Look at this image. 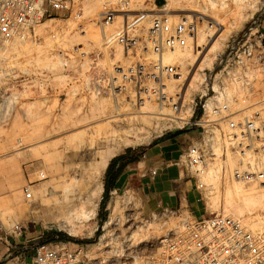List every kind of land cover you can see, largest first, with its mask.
<instances>
[{
	"label": "rangeland",
	"instance_id": "374dc122",
	"mask_svg": "<svg viewBox=\"0 0 264 264\" xmlns=\"http://www.w3.org/2000/svg\"><path fill=\"white\" fill-rule=\"evenodd\" d=\"M80 2L82 8L77 14L45 18L34 27V38H15L0 47V222L10 229L14 223H19L23 232H30L33 239L53 245L59 242H66L70 247L73 243L82 244L95 257L104 258L106 264H149V253L158 249L159 237L171 229L179 217L171 214L142 216L138 211L139 202L127 188L108 197L104 207H100L98 201L91 218L83 214L81 201L91 187L93 180L89 174L96 167L101 152L112 150L113 154H118L139 149L178 131L180 122L169 120L170 108L160 109L155 102H145L136 108L128 104L116 106L105 93L95 94L93 86H85L84 76L90 67L88 60L78 62L56 55L57 50H69L77 39H92L98 45L114 29V26L96 25L103 31L100 37L94 31L82 34L80 27L89 26L95 18L92 15L110 8L116 0ZM251 4L254 6L249 8ZM130 5L134 9H149V18L165 11L189 13L197 18L196 45L176 47L165 57L180 65L185 84L189 81L188 86H183L184 103L186 108L193 101L197 103L194 116L198 114L199 95L205 91L204 69L208 73L207 68L213 66L226 43L240 37L253 19L261 20L264 16V13L260 15L264 0H130ZM245 9H248L246 19L227 35L209 66V56L217 46L214 42H218L221 33L230 29L231 21ZM223 85L228 97H236L229 100L231 110L252 101L253 92L248 91L238 77L225 76ZM251 85L259 86L257 82ZM209 94L210 89L201 100ZM221 126L226 132L224 122ZM234 162L235 157L230 156L222 161L225 170L220 168L219 161L203 175L206 185L199 188L200 202L206 214L220 212L240 218L253 230L262 229L264 196H259L258 192H264V187L232 180L228 168ZM101 179L102 174L99 181ZM235 183L242 187L240 197L227 204L224 190ZM26 184L32 192L29 200L24 199L22 193V186ZM73 187L82 192L81 201L64 199ZM215 188L219 192L217 197ZM66 217L73 220L75 229L80 228L82 233L70 232L64 221ZM108 219L111 222L104 223Z\"/></svg>",
	"mask_w": 264,
	"mask_h": 264
},
{
	"label": "built area",
	"instance_id": "2783aa9c",
	"mask_svg": "<svg viewBox=\"0 0 264 264\" xmlns=\"http://www.w3.org/2000/svg\"><path fill=\"white\" fill-rule=\"evenodd\" d=\"M80 3L0 0V47L15 38H34V27L42 20L77 14ZM149 14V9L132 8L130 0H116L93 19L95 26H114L101 43L77 39L69 50H57L56 55L78 62L88 60L85 86H93L95 94L105 93L116 106L136 108L155 102L160 109L170 108L169 120H179L177 127L187 134L174 163L198 191L206 185L203 175L219 161L225 170L222 161L230 156L235 157L234 165L228 168L232 180L264 187V30L260 20L253 19L240 37L226 43L213 66L207 68L208 73L204 69L205 91L199 95L198 114L194 116L197 103L193 101L187 108L184 103L183 86L189 81L185 84L180 65L165 61L163 56L176 47L196 45L198 20L189 13L165 11L151 18ZM80 29L83 34L82 25ZM225 76L243 80L245 88L254 94L252 101L231 110L229 100L236 97L223 92ZM252 82L259 86H252ZM209 89L211 94L201 100ZM150 171L155 173L154 168ZM22 193L24 199L32 198L28 184L22 186ZM158 214L175 215L179 220L159 237L158 249L149 253V264H264V228L253 230L240 218L220 212L194 217L187 209L164 207L151 216ZM3 226L0 222V229ZM10 230L19 236L22 225L14 223ZM5 242L21 253L30 252L29 264L107 263L82 244L70 247L66 242L53 245L38 239L17 246L7 239ZM17 262L25 264L22 257Z\"/></svg>",
	"mask_w": 264,
	"mask_h": 264
},
{
	"label": "crops",
	"instance_id": "0c3cea01",
	"mask_svg": "<svg viewBox=\"0 0 264 264\" xmlns=\"http://www.w3.org/2000/svg\"><path fill=\"white\" fill-rule=\"evenodd\" d=\"M262 13L264 9L260 15ZM260 28L264 30V16L260 20ZM185 137L187 134L183 131L172 133L139 149L113 154L102 172L100 207H104L108 197L127 188L139 202L138 211L144 217L164 207L187 209L194 217L204 216L206 209L200 202L199 191L174 163ZM153 168L155 173L150 171ZM6 239L17 246L32 240L31 233L22 230L21 235L16 236L10 228L3 226L0 229V264H18L17 260L21 257L25 264H29L30 252L21 253L17 248H10Z\"/></svg>",
	"mask_w": 264,
	"mask_h": 264
},
{
	"label": "bare ground",
	"instance_id": "6f19581e",
	"mask_svg": "<svg viewBox=\"0 0 264 264\" xmlns=\"http://www.w3.org/2000/svg\"><path fill=\"white\" fill-rule=\"evenodd\" d=\"M254 5H250L249 8H252ZM104 10V9H103ZM102 10H100L99 12H97L96 14L92 15L93 17H96ZM248 15V9H245L243 10L240 14H238L235 18L234 21H231V23L229 24L230 26V29L228 28L225 32L221 33L219 39H218V42L215 41L214 44H217V46H215V51L214 53H212V55H210L209 57H211V60L210 62L208 61L209 63V66L211 65V61L213 60V58L216 56L217 54V51L221 50V48L223 47L224 45V41L227 39V35H229V33L237 28H239L243 21L246 19ZM51 20V19H49ZM42 24V23H41ZM83 31L86 33V35L90 34L91 32H96L98 33V36H102L103 34V31L102 30H99L97 29V27L94 25V23L92 22L89 26H87L86 28L83 29ZM97 42L99 41V39L97 38L96 40ZM217 42V43H216ZM213 44V45H214ZM213 48V47H212ZM171 51V50H170ZM169 51V52H170ZM167 52V53H169ZM167 53L163 56V59L165 61H169V60H166V55ZM169 62H172V61H169ZM173 63V62H172ZM160 113H163L160 111ZM147 133V132H146ZM145 135V133H144ZM113 154V151L112 150H105L104 152H101L100 155H99V158H98V161L96 163V167L94 168V170L89 174L90 178L93 180L92 184H91V187L89 188V191L88 193L85 194V198L83 201H81V191L80 190H77L75 189L74 187L71 188V192L68 193V195L66 194L64 197V199L66 201H70L72 199H78L80 200L81 202L84 203L83 207H82V212H84L83 214H85V217L86 218H91L94 214H95V209L98 205V201H99V197H100V193H101V190H102V185H101V181H99V177L100 175L102 174L110 156ZM217 170V169H216ZM211 171V170H209ZM213 171V170H212ZM210 173V172H209ZM208 173V174H209ZM214 173V172H212ZM210 175V174H209ZM214 175V174H213ZM215 177V175H214ZM217 177V176H216ZM219 177V176H218ZM210 178V177H209ZM214 181V180H213ZM213 183V182H212ZM239 183H235L233 184L232 186H227V188L224 190L225 191V201L227 202V204L230 202V204H232V201L235 200L234 198L239 196L240 197V192L242 190V187L240 186V184L238 185ZM215 186V185H212V187ZM252 186V185H251ZM214 188V187H213ZM245 188V187H244ZM248 188V187H247ZM215 197L218 196L219 192H218V189L215 188ZM256 192V191H255ZM210 193V192H209ZM252 193V192H251ZM254 194V193H253ZM253 194H244L245 196H252ZM259 196H264V192H258ZM63 199V198H62ZM212 201H215V198H212ZM225 202V203H226ZM217 204V203H216ZM225 206V205H224ZM227 206V205H226ZM226 208V207H225ZM65 223L66 225L68 226V230L70 232H74L75 234L76 233H82V230L80 228H77V230L75 229V224L73 222V220H69V218L67 219V217L65 218ZM111 221L108 219V220H105L104 223H107L109 224ZM60 223V222H59ZM94 229V228H93ZM92 229V231H93ZM91 231V232H92Z\"/></svg>",
	"mask_w": 264,
	"mask_h": 264
},
{
	"label": "trees",
	"instance_id": "16d2710c",
	"mask_svg": "<svg viewBox=\"0 0 264 264\" xmlns=\"http://www.w3.org/2000/svg\"><path fill=\"white\" fill-rule=\"evenodd\" d=\"M181 131H182V130H178V131L174 132V134H175V133H179V132H181Z\"/></svg>",
	"mask_w": 264,
	"mask_h": 264
}]
</instances>
